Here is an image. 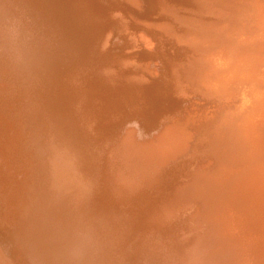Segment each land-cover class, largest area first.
I'll return each instance as SVG.
<instances>
[{
    "label": "bare ground",
    "instance_id": "1",
    "mask_svg": "<svg viewBox=\"0 0 264 264\" xmlns=\"http://www.w3.org/2000/svg\"><path fill=\"white\" fill-rule=\"evenodd\" d=\"M0 264H264V0H0Z\"/></svg>",
    "mask_w": 264,
    "mask_h": 264
}]
</instances>
